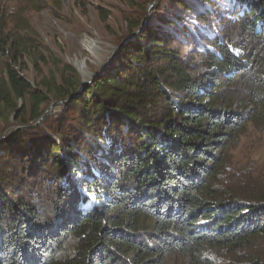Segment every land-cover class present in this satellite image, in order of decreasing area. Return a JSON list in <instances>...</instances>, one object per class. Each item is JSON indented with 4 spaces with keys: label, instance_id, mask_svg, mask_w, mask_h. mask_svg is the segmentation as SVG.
<instances>
[{
    "label": "trees",
    "instance_id": "trees-1",
    "mask_svg": "<svg viewBox=\"0 0 264 264\" xmlns=\"http://www.w3.org/2000/svg\"><path fill=\"white\" fill-rule=\"evenodd\" d=\"M221 1L143 14L84 88L70 66L61 87L56 71L36 87L20 75L49 61L0 3V117L23 101L16 117L34 124L77 94L51 133L0 144V264H264V168L230 159L264 133V0L225 15Z\"/></svg>",
    "mask_w": 264,
    "mask_h": 264
},
{
    "label": "rangeland",
    "instance_id": "rangeland-1",
    "mask_svg": "<svg viewBox=\"0 0 264 264\" xmlns=\"http://www.w3.org/2000/svg\"><path fill=\"white\" fill-rule=\"evenodd\" d=\"M174 1L136 0L130 3L128 0H0V3L9 16L10 26H24L21 18L27 21L38 37L34 42L41 46L49 61L46 64L41 63L38 71L32 62L24 59L21 71L19 70L20 75L31 86L36 87L44 79H50V72L56 71L57 87H61L66 76L64 66H70L76 71V78L84 88L111 68L117 56L113 57L118 45L130 36V24H134L143 14L146 20L150 17L153 19L154 12L167 18L164 16L167 14L166 9H171ZM201 3V9L208 8L209 5L205 2ZM219 5L220 13L225 15L229 7L228 0L221 1ZM190 14L183 15L188 18ZM190 19H193L192 15ZM135 34L132 38L136 36ZM132 38L131 40H135ZM57 65L59 69H55ZM4 66L5 61L0 60L1 72ZM53 102L57 101L52 99L44 108V114ZM19 104L21 111L29 105L23 101H19ZM61 106L54 107L53 114L45 120L60 115ZM29 112L26 118L29 117ZM45 120L34 126L33 123L23 125L14 113L0 117V144L14 133L19 131L26 133L35 127L41 128L47 134L51 133L45 125ZM230 154L231 162L237 165L236 167H249L251 163L256 172L260 171L264 168V133L249 129L239 147Z\"/></svg>",
    "mask_w": 264,
    "mask_h": 264
},
{
    "label": "water",
    "instance_id": "water-1",
    "mask_svg": "<svg viewBox=\"0 0 264 264\" xmlns=\"http://www.w3.org/2000/svg\"><path fill=\"white\" fill-rule=\"evenodd\" d=\"M140 30H141V27L135 32V33H139L140 32ZM132 37V35L131 36H129V37H127L125 40H123L122 41V44L121 45H123V43H125V41L128 39V38H131ZM121 45L119 46V47H121ZM118 52H119V48H118V50H116V52H114V55H113V57L114 56H116L117 54H118ZM109 62H111V60H109ZM77 94H75V95H73V96H71V97H69L68 99L70 100L72 97H74V96H76ZM67 99V100H68ZM67 100H65V101H57V102H53L51 105H50V107L48 108V110L45 112V114L44 115H42L35 123H34V126H38V125H40L49 115L51 116L52 114H53V109H54V107H59V106H61V105H64L66 102H67ZM21 108V104H19V106H18V108H17V110H16V112L19 110ZM15 112V113H16ZM14 113V114H15ZM33 126V127H34Z\"/></svg>",
    "mask_w": 264,
    "mask_h": 264
}]
</instances>
